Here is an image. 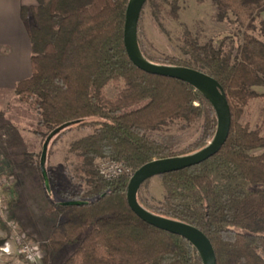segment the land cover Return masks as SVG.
I'll use <instances>...</instances> for the list:
<instances>
[{
    "label": "trees",
    "instance_id": "16d2710c",
    "mask_svg": "<svg viewBox=\"0 0 264 264\" xmlns=\"http://www.w3.org/2000/svg\"><path fill=\"white\" fill-rule=\"evenodd\" d=\"M37 1L21 11L31 41L32 74L16 84V93L38 110L47 133L74 121V127L93 130L70 149L86 165L89 189L59 192L66 202L80 205L59 204L47 193L65 219L52 227L43 247L59 252L77 244L62 264H203L189 241L149 225L130 208V174L108 180L96 162L122 163L134 173L154 159L196 152L215 134L213 106L191 85L132 63L124 43L129 0ZM163 1L178 16L180 0ZM212 1L223 16L229 11L251 16L264 9V0ZM182 54L164 63L198 69L221 83L231 108V131L211 158L159 176L164 200L146 208L202 230L217 264H264V151L257 153L264 137L240 120L248 103L261 96L254 87H264V41L247 34L243 43L226 50L222 43L202 44L187 33ZM114 82L122 87L108 97L105 89ZM202 116L200 140L182 152L151 134L170 121L192 123Z\"/></svg>",
    "mask_w": 264,
    "mask_h": 264
},
{
    "label": "rangeland",
    "instance_id": "374dc122",
    "mask_svg": "<svg viewBox=\"0 0 264 264\" xmlns=\"http://www.w3.org/2000/svg\"><path fill=\"white\" fill-rule=\"evenodd\" d=\"M262 21L264 9H258L251 16H236L232 11L223 16L212 0H180L178 16H174L168 4L156 0L147 3L142 12L138 38L148 59L165 64L168 58L183 56L187 33L202 44L213 41L216 46L222 43L224 49L231 50L243 43L247 34L264 41ZM121 87L122 82L110 83L105 89L107 96L114 97ZM254 90L261 96L248 103L240 120L264 137V87H254ZM203 125V116L192 123L173 120L151 134L178 153L200 140ZM47 132V128L39 125L38 110L21 100L15 87L0 89V264H62L77 247V244L69 245L59 252L43 247L52 227L65 219L52 208L47 193L60 204L66 201L59 192L72 195L89 189L86 165L70 149L75 141L93 130L73 125L52 140L47 164L50 192L45 187L40 169L43 144L51 133ZM263 151L264 148L257 153ZM103 161L96 162L98 171ZM128 169L132 174L131 168ZM164 196L159 176L147 181L138 194L144 207L161 204ZM23 243L38 246L41 257L34 262L27 259L20 253ZM5 248L9 252L3 251Z\"/></svg>",
    "mask_w": 264,
    "mask_h": 264
},
{
    "label": "water",
    "instance_id": "95a60500",
    "mask_svg": "<svg viewBox=\"0 0 264 264\" xmlns=\"http://www.w3.org/2000/svg\"><path fill=\"white\" fill-rule=\"evenodd\" d=\"M147 2L148 0H129L128 2L124 26V43L128 56L139 69L150 74L181 80L203 94L216 112L217 128L212 140L200 150L187 155L154 159L137 169L128 184V203L130 208L149 225L179 235L189 241L198 251L203 264H217L214 246L202 230L183 221L158 215L139 202L138 194L146 181L156 176L199 165L217 154L227 142L232 126V114L227 93L217 79L195 68L159 64L144 55L139 43L138 29ZM76 123L77 121L68 122L57 127L51 131L43 144L40 169L48 192L51 191L47 169L50 144L56 136ZM60 204L80 205L82 202L71 201Z\"/></svg>",
    "mask_w": 264,
    "mask_h": 264
},
{
    "label": "crops",
    "instance_id": "0c3cea01",
    "mask_svg": "<svg viewBox=\"0 0 264 264\" xmlns=\"http://www.w3.org/2000/svg\"><path fill=\"white\" fill-rule=\"evenodd\" d=\"M37 0H0V89H13L32 74L31 41L22 8Z\"/></svg>",
    "mask_w": 264,
    "mask_h": 264
},
{
    "label": "built area",
    "instance_id": "2783aa9c",
    "mask_svg": "<svg viewBox=\"0 0 264 264\" xmlns=\"http://www.w3.org/2000/svg\"><path fill=\"white\" fill-rule=\"evenodd\" d=\"M99 172L103 177H105L108 180H111V179H116L123 174H129V169L122 163H118L111 160H105L101 163ZM130 175L132 176L133 173ZM0 203L2 202L0 201ZM16 238H18L17 235ZM38 248H39L38 246H33L30 244L23 243V245L20 248V253L24 254L26 258L29 259L30 261L34 262L41 257L40 255L41 253H39ZM3 251L9 252V249L5 248Z\"/></svg>",
    "mask_w": 264,
    "mask_h": 264
}]
</instances>
